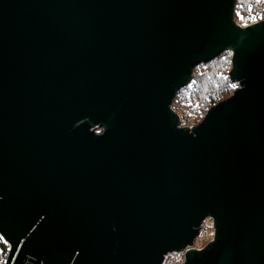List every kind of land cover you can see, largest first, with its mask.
Instances as JSON below:
<instances>
[{
  "label": "water",
  "instance_id": "obj_1",
  "mask_svg": "<svg viewBox=\"0 0 264 264\" xmlns=\"http://www.w3.org/2000/svg\"><path fill=\"white\" fill-rule=\"evenodd\" d=\"M236 3L0 0L9 264H264V23ZM228 51L236 92L179 129L173 99Z\"/></svg>",
  "mask_w": 264,
  "mask_h": 264
},
{
  "label": "trees",
  "instance_id": "obj_2",
  "mask_svg": "<svg viewBox=\"0 0 264 264\" xmlns=\"http://www.w3.org/2000/svg\"><path fill=\"white\" fill-rule=\"evenodd\" d=\"M236 11L244 15L251 11L257 12L258 4L256 0H237ZM232 69V55L229 56L228 52L208 64L195 67L192 82L175 96L172 107L181 102L191 101L195 106L213 108L229 99L237 90L232 88L234 83L229 80Z\"/></svg>",
  "mask_w": 264,
  "mask_h": 264
},
{
  "label": "built area",
  "instance_id": "obj_3",
  "mask_svg": "<svg viewBox=\"0 0 264 264\" xmlns=\"http://www.w3.org/2000/svg\"><path fill=\"white\" fill-rule=\"evenodd\" d=\"M257 4H258V11L257 12L251 11L246 15L236 11L235 8L234 21L236 25H238L241 28H247L262 22L264 23V20L260 19V17L264 16V3H257ZM171 108L179 116L180 119L179 129L188 128L190 131L194 127L202 123L203 120L208 115V113L210 112V110L212 109V108L192 105L191 101H188L187 103L186 102L178 103L175 107L171 106ZM214 237H215L214 221L212 217H209L206 220H204V222L201 224L200 233L199 236L197 237V239H201V245L198 248H193L195 241L197 240L196 239L194 241V244L190 248L194 250H203L210 243L214 241ZM8 257H9V253L6 251L4 256L0 257V259L8 260Z\"/></svg>",
  "mask_w": 264,
  "mask_h": 264
},
{
  "label": "snow or ice",
  "instance_id": "obj_4",
  "mask_svg": "<svg viewBox=\"0 0 264 264\" xmlns=\"http://www.w3.org/2000/svg\"><path fill=\"white\" fill-rule=\"evenodd\" d=\"M257 3H264V0H256ZM239 15V14H238ZM255 19V18H253ZM261 20H264V16L260 17ZM247 26V25H246ZM228 55L231 56L233 55L232 51H228ZM238 85L233 84L232 88H237ZM11 253L14 255L19 253V246H17L15 249L13 248L12 244L10 241L5 237V235L0 232V257H3L5 252ZM0 264H9V260H3L0 259Z\"/></svg>",
  "mask_w": 264,
  "mask_h": 264
},
{
  "label": "rangeland",
  "instance_id": "obj_5",
  "mask_svg": "<svg viewBox=\"0 0 264 264\" xmlns=\"http://www.w3.org/2000/svg\"><path fill=\"white\" fill-rule=\"evenodd\" d=\"M200 245H201V239H197L195 241L193 248H198ZM185 254H186L185 252L184 253H172L165 258L163 264H184Z\"/></svg>",
  "mask_w": 264,
  "mask_h": 264
}]
</instances>
